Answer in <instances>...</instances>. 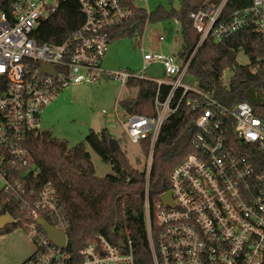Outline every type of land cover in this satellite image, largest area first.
<instances>
[{"label": "built area", "instance_id": "2783aa9c", "mask_svg": "<svg viewBox=\"0 0 264 264\" xmlns=\"http://www.w3.org/2000/svg\"><path fill=\"white\" fill-rule=\"evenodd\" d=\"M227 1L190 13L200 35L197 48L208 39L220 43L242 30H253L264 47V0H253L249 8L229 14L224 10ZM69 2L80 7L79 28L59 43L40 41L43 24ZM135 18L122 0H0V193L22 208H34V220L26 227L35 251L23 264H70L67 239L64 249L57 247L35 221L43 217L67 237L68 222L53 184L48 182L39 191L32 187L35 168L27 142L47 132L43 114L60 92L70 86L96 85L108 77L122 86L132 79L158 86L156 115L127 113L122 122L132 144L150 140L148 176L165 120L177 112L187 94L197 96L187 102L197 113L190 135L193 151L170 174L173 206L161 199L151 204L146 188L153 264H264V157L256 156L264 155V90L253 93L256 109L249 102L227 107L196 81L187 82L189 64L182 67L172 54L143 49L142 71L106 72L103 61L112 36ZM175 24L179 26L178 21ZM257 60L264 65V54ZM156 64L162 66L164 78H147L146 71ZM162 86L170 88L165 101L159 97ZM178 91L180 102L172 107ZM80 255L82 264H135L130 240L121 248L97 236Z\"/></svg>", "mask_w": 264, "mask_h": 264}, {"label": "trees", "instance_id": "16d2710c", "mask_svg": "<svg viewBox=\"0 0 264 264\" xmlns=\"http://www.w3.org/2000/svg\"><path fill=\"white\" fill-rule=\"evenodd\" d=\"M136 15L133 22L118 29L112 42L125 37L142 36L147 22L178 21L183 39L182 50L177 59L182 67L187 64V78L196 81L199 88L208 91L227 107L240 102H249L257 108L254 91L264 90V65L258 57L264 54V47L253 30H242L220 43L206 40L197 48L200 35L193 28L189 15L222 0H181L175 8L169 0V8L159 6L147 13L134 5L133 0H122ZM253 0H228L226 13L246 9ZM83 20L77 2L62 4L59 11L43 24L38 39L42 42L59 43L81 25ZM243 52L249 59L247 65L237 62L238 53ZM233 70L229 81L223 82L226 70ZM129 89H137V96L127 98L119 104L129 114L155 116V98L158 86L147 80L132 79ZM170 88L162 86L159 97L165 101ZM178 91L172 101L175 107L181 99ZM197 98L187 94L176 113L165 120L153 151V162L148 176L147 169L131 165L127 153L121 148L113 152L108 130L96 133L91 130L85 142L70 147L66 142L53 137L47 131L32 136L27 142L30 163L35 172L30 182L36 191L51 182L56 190L60 208L68 222L67 253L70 264H82L81 250L97 236L117 246L123 240L132 242L135 264H153L147 238L145 220L146 188L149 187L151 204L170 190V174L174 168L193 151L190 135L197 113L187 106L189 100ZM120 144V143H119ZM87 147L93 149L102 160L110 164L113 174L98 177ZM142 153L148 156L150 140L141 144ZM258 159L264 155L256 153ZM261 172V169H258ZM33 207L22 208L0 193V216L10 215L17 222L0 231V236L11 233L19 226L25 227L34 220Z\"/></svg>", "mask_w": 264, "mask_h": 264}, {"label": "rangeland", "instance_id": "374dc122", "mask_svg": "<svg viewBox=\"0 0 264 264\" xmlns=\"http://www.w3.org/2000/svg\"><path fill=\"white\" fill-rule=\"evenodd\" d=\"M175 8L181 0H172ZM138 8L147 13L155 11L159 6L169 8V0H133ZM163 41H160V38ZM183 39L181 27L174 21L147 22L142 36L125 37L112 42L104 61L103 69L108 73L125 71L138 73L144 66L143 50L145 52L172 54L177 56L182 50ZM143 49V50H142ZM240 65L249 63L248 57L240 52L237 55ZM233 70H226L223 82L226 84ZM149 79L164 78L161 65H153L146 71ZM189 84H193L188 80ZM137 89L127 86L108 77L96 85H76L65 88L46 108L42 118L44 131H49L56 139L66 142L70 147L85 142L91 130L101 133L108 130L111 139L120 143V148L127 153L132 166L141 170L148 168L149 155L142 153L141 146L132 144L125 132L122 122L127 121V112L119 104L127 98L137 96ZM117 109V112H115ZM106 111L108 115H103ZM87 151L91 156L96 175L105 177L113 174V168L90 147ZM35 251V245L28 234L27 227H18L11 233L0 236V264H23Z\"/></svg>", "mask_w": 264, "mask_h": 264}, {"label": "water", "instance_id": "95a60500", "mask_svg": "<svg viewBox=\"0 0 264 264\" xmlns=\"http://www.w3.org/2000/svg\"><path fill=\"white\" fill-rule=\"evenodd\" d=\"M44 69L49 68L48 66H44ZM191 128V125L189 126V129ZM110 148L113 152H116L120 149V144L114 139H110L109 141ZM160 199L163 201L165 205L173 206V200L170 192H167L163 194ZM36 223H38L42 229L46 232L49 239L52 241L54 245H56L59 248L64 249L66 247V234L64 232L58 231L55 227L49 225L43 217L36 218ZM14 223L12 218L9 215L0 216V231L4 230L7 226H10ZM118 246L121 248L125 247V243L123 240H121L118 243Z\"/></svg>", "mask_w": 264, "mask_h": 264}, {"label": "crops", "instance_id": "0c3cea01", "mask_svg": "<svg viewBox=\"0 0 264 264\" xmlns=\"http://www.w3.org/2000/svg\"><path fill=\"white\" fill-rule=\"evenodd\" d=\"M177 57V56H176Z\"/></svg>", "mask_w": 264, "mask_h": 264}]
</instances>
